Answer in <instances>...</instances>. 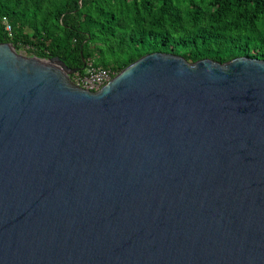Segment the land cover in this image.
Here are the masks:
<instances>
[{"label":"water","instance_id":"1","mask_svg":"<svg viewBox=\"0 0 264 264\" xmlns=\"http://www.w3.org/2000/svg\"><path fill=\"white\" fill-rule=\"evenodd\" d=\"M76 73L0 43V264H264V60Z\"/></svg>","mask_w":264,"mask_h":264},{"label":"trees","instance_id":"2","mask_svg":"<svg viewBox=\"0 0 264 264\" xmlns=\"http://www.w3.org/2000/svg\"><path fill=\"white\" fill-rule=\"evenodd\" d=\"M0 43L81 75L91 63L115 77L156 52L264 60V0H0Z\"/></svg>","mask_w":264,"mask_h":264},{"label":"built area","instance_id":"3","mask_svg":"<svg viewBox=\"0 0 264 264\" xmlns=\"http://www.w3.org/2000/svg\"><path fill=\"white\" fill-rule=\"evenodd\" d=\"M5 29L9 36H12V26L8 19L4 18ZM114 78L113 72L102 68H96L91 63L88 65L85 74H74V81L81 87L89 90H99Z\"/></svg>","mask_w":264,"mask_h":264},{"label":"rangeland","instance_id":"4","mask_svg":"<svg viewBox=\"0 0 264 264\" xmlns=\"http://www.w3.org/2000/svg\"><path fill=\"white\" fill-rule=\"evenodd\" d=\"M20 53H21V54H23V55H25V56L32 57V56L28 55V53H26V51H25V50H22Z\"/></svg>","mask_w":264,"mask_h":264}]
</instances>
